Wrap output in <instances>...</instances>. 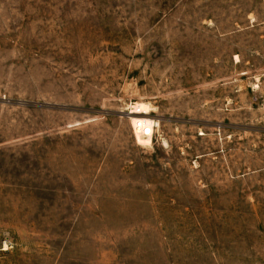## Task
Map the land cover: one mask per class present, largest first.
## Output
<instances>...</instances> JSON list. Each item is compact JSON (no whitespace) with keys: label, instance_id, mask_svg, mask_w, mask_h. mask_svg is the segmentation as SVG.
<instances>
[{"label":"rangeland","instance_id":"374dc122","mask_svg":"<svg viewBox=\"0 0 264 264\" xmlns=\"http://www.w3.org/2000/svg\"><path fill=\"white\" fill-rule=\"evenodd\" d=\"M0 264H264V0H0Z\"/></svg>","mask_w":264,"mask_h":264},{"label":"bare ground","instance_id":"6f19581e","mask_svg":"<svg viewBox=\"0 0 264 264\" xmlns=\"http://www.w3.org/2000/svg\"><path fill=\"white\" fill-rule=\"evenodd\" d=\"M132 114L142 116L148 115V113L146 112V106L143 104H138L134 108ZM132 121L139 144L143 146H150L154 133V122L142 117L132 118Z\"/></svg>","mask_w":264,"mask_h":264}]
</instances>
